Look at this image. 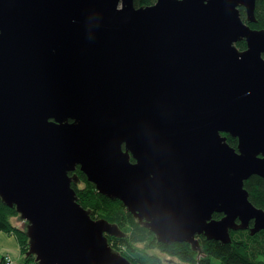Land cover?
Masks as SVG:
<instances>
[{"label": "water", "instance_id": "1", "mask_svg": "<svg viewBox=\"0 0 264 264\" xmlns=\"http://www.w3.org/2000/svg\"><path fill=\"white\" fill-rule=\"evenodd\" d=\"M255 1L0 0V200L27 221L26 255L134 264L77 201V167L159 242L264 230L244 188L264 178Z\"/></svg>", "mask_w": 264, "mask_h": 264}, {"label": "trees", "instance_id": "2", "mask_svg": "<svg viewBox=\"0 0 264 264\" xmlns=\"http://www.w3.org/2000/svg\"><path fill=\"white\" fill-rule=\"evenodd\" d=\"M155 0H134V4L150 5ZM240 14L245 20V12L240 7ZM254 14L256 21L248 23L251 28L264 30V0L255 1ZM236 46L239 49L245 48L244 40L238 41ZM227 142L231 146L236 145V139L227 135ZM76 174L79 178L81 186L72 184L71 186L76 192L77 201L86 209L92 212V218H105L109 222L116 223L120 229L125 232L122 237H114L107 235L109 244L119 249H131L135 243L154 241L161 252L170 256H175L179 260L188 263L196 262V251H193L186 242L162 243L156 241L153 233L146 227L140 225L130 212L126 210L124 205L118 199H110L100 194L93 183L89 182L86 176L77 167ZM244 188L248 191L249 200L256 206L264 209V178L258 175H252L244 181ZM15 214L14 208L5 206L0 200V231L12 233L19 245L22 257V264H32L29 256H25L27 247V236L21 229H16L11 225L8 218L9 215ZM221 214L214 213V218H219ZM200 240L202 251L205 257H200L199 264H264V230L251 235L249 232L241 231L235 234L230 231L231 240L229 242H221L214 239H206L201 236ZM123 251V250H122ZM3 257L0 264H5ZM127 258L135 264H155L160 261L157 255H142L138 259Z\"/></svg>", "mask_w": 264, "mask_h": 264}, {"label": "rangeland", "instance_id": "3", "mask_svg": "<svg viewBox=\"0 0 264 264\" xmlns=\"http://www.w3.org/2000/svg\"><path fill=\"white\" fill-rule=\"evenodd\" d=\"M77 169V168H76ZM76 169L73 171L75 172ZM71 173V172H70ZM76 173V172H75ZM72 174V173H71ZM72 184H76L78 186H81L82 183L80 182H77V183H71ZM4 204V203H3ZM14 208V207H13ZM15 210V208H14ZM92 215V213H91ZM95 216L94 218L95 219H98V218H101V217H98L97 215H93ZM9 222L11 223V225L13 227H15L16 229H21L25 232V227H26V223L27 221L22 219L20 217V214L18 212L15 211V214H11L9 215V218H8ZM120 228V227H119ZM232 232H234L235 234H237L238 232H241V231H245V232H249L248 229H237V230H230ZM260 232V231H259ZM11 233H14L13 231ZM258 233V232H257ZM256 234V233H255ZM124 235H125V232H124ZM254 235V234H253ZM27 236V235H26ZM107 236V235H106ZM110 236V235H109ZM153 236L154 238L157 240L155 234L153 233ZM203 235H196V238L198 239L199 241V244H200V250H193V251H196V262L195 263H186V262H183L181 260H179L177 257L175 256H170V255H167L166 253L164 252H161L160 249L157 247V245L154 243V241H146V242H140V243H135L131 249H119L118 248H115V247H112L113 249H115L116 251H118L119 253H121L122 255L124 256H129V257H133V258H136L137 259L142 256V255H157L160 257V261L157 260V262H155V264H181V263H185V264H199V259L200 257H205V254L204 252L202 251V247H201V243H200V240L202 239ZM204 237V236H203ZM205 238V237H204ZM13 241V245H15L14 243V240L11 239ZM16 241V240H15ZM159 242V241H158ZM109 243V242H108ZM171 243V242H170ZM28 250V237H27V247H26V252ZM123 250V251H122ZM26 252H25V256H28L26 255ZM15 257L17 259L14 258L13 260V263L14 264H19V262H22V257H24V254L20 252V248H19V254H17V251L15 253ZM32 260V264H37L35 261H34V256H29ZM22 264V263H21ZM135 264V263H134Z\"/></svg>", "mask_w": 264, "mask_h": 264}, {"label": "crops", "instance_id": "4", "mask_svg": "<svg viewBox=\"0 0 264 264\" xmlns=\"http://www.w3.org/2000/svg\"><path fill=\"white\" fill-rule=\"evenodd\" d=\"M13 239L15 245H13V241L11 240ZM15 238V236L11 233H7L5 231H0V259L2 256L8 255L11 259L14 260L17 259L15 257V253L17 251V254H19V245L18 242ZM19 264H21V262L18 261Z\"/></svg>", "mask_w": 264, "mask_h": 264}, {"label": "built area", "instance_id": "5", "mask_svg": "<svg viewBox=\"0 0 264 264\" xmlns=\"http://www.w3.org/2000/svg\"><path fill=\"white\" fill-rule=\"evenodd\" d=\"M3 260H4L5 264H14L13 260L8 255H5L3 257Z\"/></svg>", "mask_w": 264, "mask_h": 264}, {"label": "flooded vegetation", "instance_id": "6", "mask_svg": "<svg viewBox=\"0 0 264 264\" xmlns=\"http://www.w3.org/2000/svg\"><path fill=\"white\" fill-rule=\"evenodd\" d=\"M252 223L250 222V225H251Z\"/></svg>", "mask_w": 264, "mask_h": 264}]
</instances>
